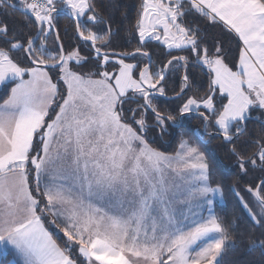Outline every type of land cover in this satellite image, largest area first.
Here are the masks:
<instances>
[{
    "label": "snow or ice",
    "instance_id": "snow-or-ice-1",
    "mask_svg": "<svg viewBox=\"0 0 264 264\" xmlns=\"http://www.w3.org/2000/svg\"><path fill=\"white\" fill-rule=\"evenodd\" d=\"M7 9L36 31L24 36L0 22V87L9 89L0 103V257L11 256L8 264H221L232 224L216 214L224 190L213 186L199 145L206 135L221 137L242 175L264 173V135L253 138L251 155L235 144L253 114L264 113V0H140V43L161 41L171 57L156 70L140 47L135 51L149 58L143 68L106 50L113 32L100 27L105 21L94 0H0V15ZM61 16L94 55L65 49L58 32L55 53L46 47ZM198 17L242 42L236 62L226 61L222 42L209 50ZM113 57L118 68L101 70L100 62ZM88 63L95 72L78 70ZM190 63L207 69L209 94L189 96L178 114L162 113L153 100L165 95L167 70ZM186 89L187 74L181 93ZM149 111L161 135L197 114L201 128L188 134L199 143L181 139L171 156L152 147ZM258 179L247 188L255 209L231 191L264 234V178ZM249 250L264 257V239L249 237Z\"/></svg>",
    "mask_w": 264,
    "mask_h": 264
},
{
    "label": "trees",
    "instance_id": "trees-1",
    "mask_svg": "<svg viewBox=\"0 0 264 264\" xmlns=\"http://www.w3.org/2000/svg\"><path fill=\"white\" fill-rule=\"evenodd\" d=\"M94 2L97 13L105 21V24L100 25V27L110 25L113 32L110 44L106 49L108 52L129 55L136 52L135 50L140 47L143 51L151 55V68L153 70L159 69L163 64L167 63V60L171 59L168 55L169 49L161 42L148 40L145 44L140 43L135 28L137 8L140 0H94ZM6 12V15H0V22L7 23L10 30L22 33L24 36H27L29 33H35V27L29 24L19 11L7 9ZM189 18L192 22V18ZM190 21L187 22L191 23ZM54 24L56 25V30L59 33L61 43L65 49L78 46L82 55H94L92 49L84 47L83 42L75 38V27L71 19L67 16H61L54 21ZM197 24L201 29V38L206 42L210 51L214 45L222 42L226 53V61L230 65L236 62V55L233 53V48L236 43L233 41L231 34L224 30L221 24L214 25L211 21L203 17L197 18ZM97 46L101 45L98 44ZM46 47L53 53L57 50V41L54 32L47 38ZM180 54L188 55L187 52H181ZM19 58L21 63L25 62L23 60V54H20ZM130 59L139 68H143L148 64V58L142 56L140 53H136ZM96 68L97 65L95 63H88L82 69L78 70L88 73L89 71L95 72ZM185 74L189 76L187 95L183 94L180 97H176L181 93ZM52 75L55 76V73H52ZM163 86L165 96L172 99L155 96L153 105L162 113L173 112L174 114H178L176 110L179 109L189 96L202 98L209 94L207 73L204 68L191 63L186 66V69L183 66L169 67ZM8 91L9 89L0 88V103H2L3 98H6ZM124 107L125 109L129 107L135 108L136 104H125ZM253 117L247 124V132L235 142L238 150L248 155H251L255 150L254 147L250 146L253 138L258 139L261 135H264V129L261 128V124L264 121L256 114H253ZM146 118L149 125V131L147 133L149 143L152 147L167 155L175 154L179 150L181 139L194 141L188 134V129L201 128L200 117L197 114L190 113L187 114L185 128H169L168 134L161 135L160 130L154 127V114L149 111ZM168 123L171 124L172 122L169 121ZM211 131L212 129L209 128V132ZM182 133L183 135H181ZM203 141V144L200 145L203 147L205 156L214 173L212 184L213 186L217 183L222 184L224 190V202L217 204L216 214L232 224L230 229L232 238L226 241V244L231 246L226 248L221 258V264H264V257H261L259 251L249 250V237L252 239H264V234H262L261 230L252 226L248 214L239 203V197L231 191L234 187L245 200L254 202V198L247 192V188L258 184V178H264V173H261L259 169H250L247 175H242L240 169L237 167L235 158L231 155V144L224 142L221 137L213 138L207 135L203 137ZM9 260H11V256L7 259L0 257V264H8Z\"/></svg>",
    "mask_w": 264,
    "mask_h": 264
},
{
    "label": "rangeland",
    "instance_id": "rangeland-1",
    "mask_svg": "<svg viewBox=\"0 0 264 264\" xmlns=\"http://www.w3.org/2000/svg\"><path fill=\"white\" fill-rule=\"evenodd\" d=\"M188 21H190V18L188 19ZM191 22V21H190ZM222 25V24H221ZM161 32H162V29L160 30ZM231 34V33H230ZM137 35H138V32H137ZM231 36H232V38H233V41L236 43L235 44V46H234V48H233V53L236 55V61H237V59H238V46L242 43V42H239L238 41V38H236L235 36H234V34H231ZM138 37H139V35H138ZM148 40H154V39H152V38H146V40L144 41V43L143 44H145ZM154 41H156V40H154ZM158 42H161V41H158ZM162 43V42H161ZM125 55H127V54H125ZM125 59V62L126 63H132V64H134V65H137L136 63H134V62H132L131 61V59L130 58H124ZM144 59V58H143ZM114 62H115V57H113V58H111L110 59V62H109V64L108 65H103V62L101 61L100 62V66H101V70H108V71H115L116 70V68H118V65L114 68L113 67V64H114ZM228 62V61H227ZM204 70H205V72L207 73V69L206 68H204ZM95 78H99V77H95ZM0 88H4V87H0ZM217 103H218V101H217ZM254 114H256L259 118H261L263 121H264V113H261V112H255ZM254 118V117H253ZM255 119H258V118H255ZM190 143H192V142H195V141H189ZM195 143H198V142H195ZM200 146V148H201V151H203L204 152V149H203V147L201 146V145H199ZM167 155V154H166ZM168 155H175V154H168ZM248 202H249V204H250V206L251 207H253L254 209H255V201L253 202V201H249V200H247ZM224 202V198H223V200H221L220 199V197H217L216 198V203H215V205H214V208H215V211H216V207H217V204L218 203H223ZM247 213V212H246ZM206 214V213H205ZM248 214V213H247ZM57 231V234L61 237V238H63L64 240H66V237H63V234L62 233H60L58 230H56ZM11 259H12V257H11Z\"/></svg>",
    "mask_w": 264,
    "mask_h": 264
},
{
    "label": "water",
    "instance_id": "water-1",
    "mask_svg": "<svg viewBox=\"0 0 264 264\" xmlns=\"http://www.w3.org/2000/svg\"><path fill=\"white\" fill-rule=\"evenodd\" d=\"M57 32V30H56V28H55V30H54V33H56ZM60 43H61V40H60ZM110 54L112 53V52H109ZM115 53V52H114ZM135 54L137 53V52H134ZM115 54H117L118 56H122L123 58H131L133 55H125V54H122V53H115ZM132 54V53H131ZM141 54V53H140ZM150 57H151V55H150ZM148 58V57H147ZM148 64H149V58H148ZM147 64V65H148ZM151 65H152V58H151ZM185 69H186V67H185ZM169 70V69H168ZM168 70H167V72H166V76H167V73H168ZM166 76H165V79H166ZM165 81V80H164ZM164 81H162L161 83L163 84L164 83ZM188 89H186L185 91H187ZM183 94L182 93H180L179 95H177L176 97H180V96H182ZM156 96H159V95H156ZM159 97H163V98H168L167 96H159ZM168 99H172V98H168ZM173 99H174V97H173Z\"/></svg>",
    "mask_w": 264,
    "mask_h": 264
}]
</instances>
